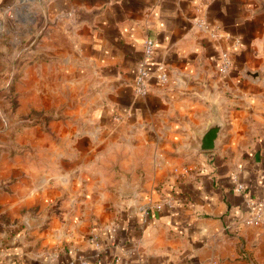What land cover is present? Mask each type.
<instances>
[{
  "label": "crops",
  "instance_id": "0c3cea01",
  "mask_svg": "<svg viewBox=\"0 0 264 264\" xmlns=\"http://www.w3.org/2000/svg\"><path fill=\"white\" fill-rule=\"evenodd\" d=\"M3 41L0 65L36 55L12 89L40 119L28 173L0 178V264H264V227L240 222L264 200V0H0Z\"/></svg>",
  "mask_w": 264,
  "mask_h": 264
},
{
  "label": "rangeland",
  "instance_id": "374dc122",
  "mask_svg": "<svg viewBox=\"0 0 264 264\" xmlns=\"http://www.w3.org/2000/svg\"><path fill=\"white\" fill-rule=\"evenodd\" d=\"M0 43L5 46V41ZM30 53L27 54L28 56L24 55L25 57L21 54L14 55L13 65H0V178H6L5 176L8 175L7 179H18L27 174L31 168L24 161H29L30 153L33 151L24 148L20 132L23 126L35 124L36 120L40 119L38 118L39 113L31 110L29 114L23 115V103L18 101L12 89V82L21 77L22 71L26 67V65H21L22 60L29 62L35 59L36 55ZM10 57L12 56L9 54L11 61ZM5 59L6 57L4 61ZM46 120H50V118ZM10 127H15L14 142H7L6 129ZM37 156L38 154L35 159Z\"/></svg>",
  "mask_w": 264,
  "mask_h": 264
},
{
  "label": "built area",
  "instance_id": "2783aa9c",
  "mask_svg": "<svg viewBox=\"0 0 264 264\" xmlns=\"http://www.w3.org/2000/svg\"><path fill=\"white\" fill-rule=\"evenodd\" d=\"M196 26L201 30H206L208 24L205 20L196 19ZM214 37L215 33L210 32ZM154 42L151 38H146L142 45V57L138 60L136 66V76L133 83L134 93L138 96H144L148 93V80L150 78L149 62L153 57ZM231 58L228 51L220 52L219 70L221 73H226L231 67ZM157 77L161 83H166L169 79V71L162 63L156 65ZM115 121H120L119 116H114ZM237 190H242V185H237ZM245 213L240 219V222L246 227L261 228L264 227V200L262 199H248L245 202ZM147 213V212H146ZM96 239V236L93 237Z\"/></svg>",
  "mask_w": 264,
  "mask_h": 264
},
{
  "label": "water",
  "instance_id": "95a60500",
  "mask_svg": "<svg viewBox=\"0 0 264 264\" xmlns=\"http://www.w3.org/2000/svg\"><path fill=\"white\" fill-rule=\"evenodd\" d=\"M223 127L221 118L216 112H213L212 121L208 124L205 131L197 135L195 148L198 150H212L216 147L218 134Z\"/></svg>",
  "mask_w": 264,
  "mask_h": 264
}]
</instances>
